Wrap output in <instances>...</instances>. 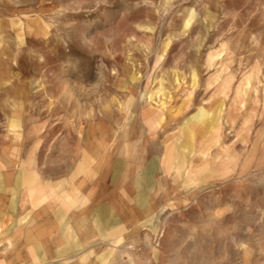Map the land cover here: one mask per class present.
<instances>
[{"label":"rangeland","instance_id":"obj_1","mask_svg":"<svg viewBox=\"0 0 264 264\" xmlns=\"http://www.w3.org/2000/svg\"><path fill=\"white\" fill-rule=\"evenodd\" d=\"M154 135L165 202L120 263L264 264V0H0V163Z\"/></svg>","mask_w":264,"mask_h":264},{"label":"crops","instance_id":"obj_2","mask_svg":"<svg viewBox=\"0 0 264 264\" xmlns=\"http://www.w3.org/2000/svg\"><path fill=\"white\" fill-rule=\"evenodd\" d=\"M150 139L163 151L130 159L90 138L54 177L32 163H0V264H121L122 242L165 202L174 142Z\"/></svg>","mask_w":264,"mask_h":264}]
</instances>
